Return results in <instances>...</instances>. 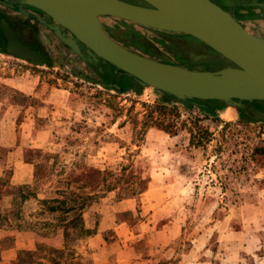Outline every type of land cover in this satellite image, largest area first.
Here are the masks:
<instances>
[{
  "label": "rangeland",
  "instance_id": "1",
  "mask_svg": "<svg viewBox=\"0 0 264 264\" xmlns=\"http://www.w3.org/2000/svg\"><path fill=\"white\" fill-rule=\"evenodd\" d=\"M237 1L227 11L264 38V0ZM16 4L24 20L32 6ZM99 22L133 52L189 69L219 62H192L172 40L214 51L182 32ZM33 25L49 63L0 50V251L16 232L35 250L0 264H264V100L181 99L76 54L52 19ZM16 161L28 175L12 178L27 172Z\"/></svg>",
  "mask_w": 264,
  "mask_h": 264
},
{
  "label": "water",
  "instance_id": "2",
  "mask_svg": "<svg viewBox=\"0 0 264 264\" xmlns=\"http://www.w3.org/2000/svg\"><path fill=\"white\" fill-rule=\"evenodd\" d=\"M22 3L32 6L53 21H60L61 14L57 11L58 4L65 0H20ZM91 3L101 15H109L125 20H129L141 25L162 30L186 33L201 41L214 52L207 50L225 58L229 67L240 71H246L243 64L244 59H248L254 64L253 78L263 81V90L257 93H248L244 97L213 96L201 91L194 90L188 86L159 79L143 71L133 60L134 54L131 50L121 46L107 35L101 24L97 25L96 43L98 48L89 49L81 44L73 32L64 36L57 26H51L54 34L67 46L81 55L80 45L85 47L88 60L100 65L111 64L131 75L142 85H149L165 93L171 94L181 99L197 98L200 100H219L225 104L241 107L242 100H264V38L256 36L247 31L227 10L212 0H174L185 8L177 11H163L152 5L149 0H85ZM146 4V5H145ZM88 7V6H87ZM61 27V26H60ZM0 28L5 37V43L0 46L10 54L27 60L33 64L49 63L43 53L31 49L22 44L11 32L5 20H0ZM184 41V40H183ZM181 51L192 61H200L189 55L180 44L172 40ZM80 44V45H79ZM200 46V45H199ZM188 75H197L202 78H211L221 82H242L244 76L239 74L222 76L220 73L214 74L210 70L186 69ZM235 84V83H233ZM114 88H119L115 83H107Z\"/></svg>",
  "mask_w": 264,
  "mask_h": 264
},
{
  "label": "bare ground",
  "instance_id": "3",
  "mask_svg": "<svg viewBox=\"0 0 264 264\" xmlns=\"http://www.w3.org/2000/svg\"><path fill=\"white\" fill-rule=\"evenodd\" d=\"M149 2L156 8L167 12L185 8V5H179L174 0H149ZM90 4L91 3L85 0H65V2L58 4L60 6L57 7V11L61 14V22L54 21L69 32H73L74 36L81 44L89 49H96L98 48L96 43V31L97 25L100 24L99 11L91 7ZM181 43V48L194 58L199 60H207L210 58L218 60L219 62L210 70L214 74L220 73L222 76H228L230 80L232 79L231 75L239 74L244 76L243 81L240 83H229L211 78H202L197 75H188L185 73V70L189 68L175 64L170 58H166L168 62H162L133 51L134 54L132 58L143 71L159 79L185 85L194 90L213 96L244 97V95L248 93H257L263 90V81L253 78L255 67L250 60L244 59L243 64L246 67V71L241 73L229 67L227 65L229 62L222 56L218 54H206L199 49L201 46L196 45L195 47L193 42L191 43L185 40ZM223 116L227 119H231L234 116V112L226 109L223 112Z\"/></svg>",
  "mask_w": 264,
  "mask_h": 264
},
{
  "label": "flooded vegetation",
  "instance_id": "4",
  "mask_svg": "<svg viewBox=\"0 0 264 264\" xmlns=\"http://www.w3.org/2000/svg\"><path fill=\"white\" fill-rule=\"evenodd\" d=\"M215 3H217L218 5H220L223 9L228 10L232 15L235 12V9L238 5H240L241 1L238 2L237 0H225V3H219L220 0L216 1V0H212ZM245 1V0H244ZM243 1V2H244ZM13 3H15V0H9V3L7 4L8 7L5 10V14H0V20H5L8 27L10 28L11 32L13 33V35L25 46L34 49V50H38L41 53L44 54V56L46 58H49V54L46 51V48L44 46V44L41 43L40 39H39V35L38 32L34 30V21L40 22L42 24H46L48 22L51 21V19H49L48 17H46L42 12H40L38 9L33 8V7H26L28 9H26V14L27 16H25L24 20L18 21L17 16H14L15 14H19V10L17 9L18 4L15 5V9H13V7H11L13 5ZM245 3V2H244ZM259 5L260 3L258 2H253V1H247V3H245V5ZM146 5V4H145ZM29 13V15H28ZM10 16V17H9ZM31 18L33 17L32 21H28L27 22V18ZM45 20V21H42ZM62 29V28H61ZM180 37H187V38H192L190 35H187L185 33H180L179 35ZM182 40L181 38L177 39V42L180 43L179 41ZM5 43V37L3 35V32L0 28V46H3ZM207 48V47H206ZM81 50L83 52H85V47L81 46ZM136 53V52H135ZM139 54V53H138ZM144 55V54H141ZM147 56V55H144ZM149 57V56H147ZM152 59L158 60V61H162V62H168L163 57L160 58H155V57H150ZM168 58V57H167ZM171 59V58H170ZM108 73V71L106 69L102 68V74L104 76H106Z\"/></svg>",
  "mask_w": 264,
  "mask_h": 264
},
{
  "label": "crops",
  "instance_id": "5",
  "mask_svg": "<svg viewBox=\"0 0 264 264\" xmlns=\"http://www.w3.org/2000/svg\"><path fill=\"white\" fill-rule=\"evenodd\" d=\"M1 127V126H0ZM10 151H8L7 153H9ZM18 165H22V168L24 169H27V172H20L18 167L17 169H14L13 170V177L12 178H22L24 177V175H28L29 174V171H31L30 168H28V164H25L22 162H19V161H16ZM4 170V167L3 166H0V175L2 174ZM25 173V174H24ZM9 235V234H7ZM7 235H4L3 237H6ZM13 235V234H11ZM20 235L21 238H29L27 234H22L20 232H16L15 233V239H13V243L11 244V246L9 248H5V249H2L0 251V263L3 262V260H6V259H11V260H14L15 258H17L18 255H22L23 254V251H26V252H33L35 250V242L34 240L32 239L31 242H29L27 245H24V243H21L19 242L20 239H18V236ZM27 235V237H26ZM3 239V238H2ZM6 261H9V260H6Z\"/></svg>",
  "mask_w": 264,
  "mask_h": 264
},
{
  "label": "trees",
  "instance_id": "6",
  "mask_svg": "<svg viewBox=\"0 0 264 264\" xmlns=\"http://www.w3.org/2000/svg\"><path fill=\"white\" fill-rule=\"evenodd\" d=\"M3 52H4V51H3ZM203 133H204V134H207L208 132H207V131H204Z\"/></svg>",
  "mask_w": 264,
  "mask_h": 264
}]
</instances>
